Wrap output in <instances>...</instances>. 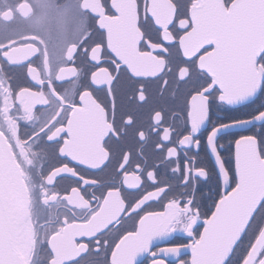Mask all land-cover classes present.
I'll list each match as a JSON object with an SVG mask.
<instances>
[{
    "label": "snow or ice",
    "instance_id": "obj_1",
    "mask_svg": "<svg viewBox=\"0 0 264 264\" xmlns=\"http://www.w3.org/2000/svg\"><path fill=\"white\" fill-rule=\"evenodd\" d=\"M92 2L98 3L100 10L94 11L87 6L80 10L88 16L92 26L74 45L71 54L69 66L77 67V56L90 66L87 85L72 107H82L84 96L95 100L111 127L100 141V146L109 154L100 168L114 160L116 176L136 175L140 179L134 189L123 182H109L105 195L119 193L124 209L116 221L96 234L93 251L99 254L103 245L111 255L127 242L128 251L143 257L144 264H212L209 241L225 218L245 205L250 207V214L231 239L220 264H264V244L259 243L264 231V0H167L172 14L164 24L157 21L154 12L153 5L158 0ZM125 5L135 10L134 28L139 33L135 41L136 57H153L163 62L161 70L154 75H136L129 64L122 61V55L131 56L127 50L118 51L119 26L126 17ZM59 15L65 29L79 30L82 19L71 8L65 7ZM105 20L117 23L109 26ZM189 34L197 42L191 55L185 52L183 43ZM20 63L31 66L28 61ZM99 72L107 73L111 81L93 83L92 76ZM122 75L135 82L134 91L126 93L127 99L138 97L137 103L144 104L148 99L146 82L159 80L157 95L163 97L168 90L172 103L167 112L168 123H165V113L157 110L153 115L160 119L154 120L147 131L137 130L133 139L140 141L137 151L143 165L134 164L132 173L127 171L128 163H122L123 156L126 154L130 161L132 153L120 146L132 118L126 117L119 130L116 121L115 85ZM28 81L29 84L14 88L12 78H8L7 87L13 93L24 87L30 91L43 87L31 78ZM240 106L249 110L227 120L213 118L214 110L236 112ZM61 128L64 130L56 138L60 145L56 151L59 163L53 171L69 169L60 172L58 178L75 180L72 190L92 189L86 197L91 213L98 207L97 199L103 197L93 194L100 181L85 176L84 172L99 171V168H89L71 151L64 150L70 133L65 125ZM149 135L155 157L151 164L143 152L144 141ZM228 137H231V167L223 155V141ZM109 144L111 149L107 147ZM210 182L215 184L218 199H212L209 205L204 188ZM122 189L139 195L124 199ZM157 192L159 195H152ZM149 196L151 198L146 199ZM140 201L139 207H134ZM152 205L158 208L147 210ZM152 216L165 218L163 230L146 228L142 232L141 225ZM71 222L87 223V220ZM105 233L107 237L101 240L99 237ZM177 233L187 243L170 239ZM141 236L140 241H129V237ZM157 242H166L167 246H158ZM188 252L190 259H183L182 255ZM252 253L254 255H250Z\"/></svg>",
    "mask_w": 264,
    "mask_h": 264
},
{
    "label": "flooded vegetation",
    "instance_id": "obj_2",
    "mask_svg": "<svg viewBox=\"0 0 264 264\" xmlns=\"http://www.w3.org/2000/svg\"><path fill=\"white\" fill-rule=\"evenodd\" d=\"M86 6L94 11L100 10L99 4L92 0H0V130L6 136L21 168L30 198V214L19 244L25 264H144L143 257L137 262H132V259L135 260L133 257L124 260V250L128 251L127 243L125 247L115 249L111 255L104 250L103 245L99 254L93 251L96 234L116 221L124 209V200L119 193L105 195L109 182H123L128 188L134 189L140 179L136 175L116 176L114 160L100 168L109 156L100 146V141L111 131V127L104 120L103 110L90 96L83 97L82 107H72L79 101L81 89L87 85V72L90 70V66L80 56L76 59L77 67L69 66L74 45L87 35L92 26L88 16L80 11ZM65 7L71 8L81 17L79 30L65 29L60 23L59 12ZM153 8L161 24L171 18L172 6L167 0H158ZM134 11L133 6L125 5L126 17L119 26L118 51L127 50L131 53V56L122 55V61L129 64L134 74L151 76L161 70L163 62L153 57H136L135 41L139 39V33L134 28ZM104 23L112 26L117 22L105 20ZM183 43L185 52L191 55L197 46L196 38L191 34L186 35ZM30 57L32 59L29 61ZM21 61H28L31 66L21 64ZM8 78H12L14 88L29 84L28 78L43 87L31 91L24 87L13 93L7 87ZM92 81L107 84L111 77L99 72L92 76ZM159 83V80L146 82L148 99L144 104L137 103L138 97L127 99L126 93L134 91V81L122 75L115 85L117 130L126 117L132 118V123L126 127V133L120 140V146L132 153L130 161L126 154L122 159V163H128L129 173L133 172L134 164L143 165V159L137 151L141 147L140 141L133 139L137 130L143 128L147 131L154 120H159V116L153 115L157 110L163 111L165 123L169 122L167 112L172 103L168 98V90H165L163 97L157 95ZM248 110L243 106L236 112L214 110L213 118L227 120ZM62 124L70 133L69 143L64 146V150L71 151L76 159L89 168H99V171L84 172L85 176L100 181L93 194L98 198L103 197L97 199L98 207L91 213L88 212L86 197H89L92 189L85 188L83 192L72 190L75 180L58 178L60 172L70 170L56 168L53 171L59 163L56 151L60 145L56 138L64 130ZM229 140L231 137L223 141V155L231 167L233 162ZM151 142L152 137L149 135L143 147L149 164L155 159ZM107 147L111 149L112 145ZM121 191L124 199L139 195L138 192ZM204 194L209 197V205L212 199H218L214 182L204 188ZM139 203L142 201L134 207H139ZM156 208L158 205H152L147 210ZM74 219H86L87 223L71 222ZM164 224L165 218L147 217L141 229L142 232L146 228L163 230ZM128 226L131 227V221ZM199 230L202 231V228ZM105 237L107 233L99 238L103 240ZM141 239L142 236L139 241ZM170 239L187 243L180 233ZM157 244L167 246L166 242ZM85 253L87 256L83 255ZM182 258L190 259V255L183 254Z\"/></svg>",
    "mask_w": 264,
    "mask_h": 264
},
{
    "label": "water",
    "instance_id": "obj_3",
    "mask_svg": "<svg viewBox=\"0 0 264 264\" xmlns=\"http://www.w3.org/2000/svg\"><path fill=\"white\" fill-rule=\"evenodd\" d=\"M28 207L29 196L21 169L6 136L0 130V264H25L16 241L28 218ZM250 211V207L241 205L225 218L215 237L209 241V258L212 264H220L228 244L243 227ZM130 240L139 241V237H129ZM126 243L121 244L120 249ZM259 243L264 244V231ZM132 257L136 260L132 259V262L141 258L138 253L125 249L124 260Z\"/></svg>",
    "mask_w": 264,
    "mask_h": 264
},
{
    "label": "bare ground",
    "instance_id": "obj_4",
    "mask_svg": "<svg viewBox=\"0 0 264 264\" xmlns=\"http://www.w3.org/2000/svg\"><path fill=\"white\" fill-rule=\"evenodd\" d=\"M73 0H69V2H72ZM17 161V160H16ZM18 163V162H17ZM19 165V164H18ZM20 167V166H19ZM21 169V168H20ZM22 172V171H21ZM22 176H23V173H22ZM27 188V187H26ZM28 191V190H27ZM29 196V195H28ZM28 209H29V214H30V198H29V207H28ZM29 214H28V217H29ZM28 219V218H27ZM25 226H26V224L25 223H23V226L21 227V229H20V232H19V235H18V238H17V241H16V243L18 244V246H19V244H20V240H21V236H22V233H23V231H24V228H25Z\"/></svg>",
    "mask_w": 264,
    "mask_h": 264
}]
</instances>
